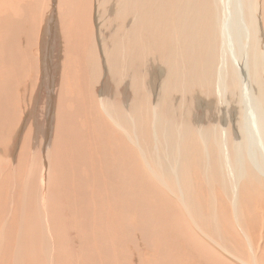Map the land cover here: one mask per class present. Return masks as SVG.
<instances>
[{
    "label": "bare ground",
    "instance_id": "1",
    "mask_svg": "<svg viewBox=\"0 0 264 264\" xmlns=\"http://www.w3.org/2000/svg\"><path fill=\"white\" fill-rule=\"evenodd\" d=\"M262 130L264 0H0V264H264Z\"/></svg>",
    "mask_w": 264,
    "mask_h": 264
},
{
    "label": "rangeland",
    "instance_id": "2",
    "mask_svg": "<svg viewBox=\"0 0 264 264\" xmlns=\"http://www.w3.org/2000/svg\"><path fill=\"white\" fill-rule=\"evenodd\" d=\"M97 25H99V24H97ZM236 26H237V24L235 25V27ZM37 34H38V32L36 33V36H37ZM54 53H55V51H54ZM27 78L23 80V83L21 82L22 87L18 91V93H19L18 94V97H19V101H20L19 115H20L22 127H21V130L20 129H16V128L10 129V132H9V143H8V147H7V151L8 152H7L6 158H4L5 163L6 164H11L12 167L17 165L18 158H19V154H20L21 149H22V144H23L24 137L26 135L27 128H29V127H32L33 128L36 125L37 126L43 125V123H44L43 110L47 106L49 94L51 92L50 87H49V89H47V86H44V87H41V88L36 86V85H40V84L38 82H36L37 81L36 80L37 77L35 76L34 73L29 74V76ZM247 78H248V84H250L249 86L252 87V85H251L252 82H250V79H249L248 75H247ZM36 87L38 88V90L36 89ZM53 94H54V91H53ZM20 96H21V98H20ZM247 97L249 98V102L251 104H253V102H255L257 100L255 98L251 97L250 95H247ZM200 105L198 106V108L200 109V113H201L202 112V109L204 108V105L202 103H200ZM251 112H252L251 114L254 115V118H256V120H258V123H261L262 124V121L260 120L261 119L260 107H258V113H260L259 114L260 116L257 115L256 112H253V110H251ZM248 113H249V111H248ZM197 115L200 116L199 113H197ZM201 115H202V113H201ZM231 116L233 117L235 115L232 114ZM258 133L259 132H256V135ZM263 135H264V132L262 130L261 131V135L260 136H257V139L258 138L259 139L256 140L257 142L259 141L258 144H256V150H257L256 153L259 154V155L258 154L257 155L260 156L262 158V160L264 159V143H263L264 142L263 141L264 136ZM259 144L260 145L263 144V145H261L259 147ZM257 147H258L259 150L257 149ZM260 162L261 161L259 159H258V162L256 161V163H255L256 168L260 165V164L258 165V163H260ZM14 191H15V188L12 190V193L13 194H14ZM73 235H74V233H71V238L74 237ZM199 235L202 238H204V239H206V240L209 241V239L206 238L203 234L200 233ZM73 239L75 240V237ZM77 243H78L77 240H75V245L76 246L78 245ZM141 245H143V244L140 243V245H138V248H137L140 253H136L135 248L132 249V251L129 253V256H130L131 260L133 261V263L135 262L134 264H137L138 263L137 261H140V260H142V261L145 260L146 261L148 259L147 258L148 257L147 255L151 254L149 252V250L144 245H143V247L145 249ZM231 246L235 247V244L234 243H231ZM140 249H141V251H140ZM133 252L136 253V254H134ZM238 252L240 253V248H239ZM143 257H145V258H143ZM139 258H140V260H139ZM101 261H104V259H101L100 262ZM234 263L235 264H240L239 261L238 262H234ZM104 264H106L105 261H104Z\"/></svg>",
    "mask_w": 264,
    "mask_h": 264
}]
</instances>
